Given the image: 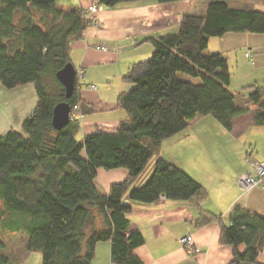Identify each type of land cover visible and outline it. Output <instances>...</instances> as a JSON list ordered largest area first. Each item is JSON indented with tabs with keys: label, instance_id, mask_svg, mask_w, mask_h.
<instances>
[{
	"label": "trees",
	"instance_id": "trees-1",
	"mask_svg": "<svg viewBox=\"0 0 264 264\" xmlns=\"http://www.w3.org/2000/svg\"><path fill=\"white\" fill-rule=\"evenodd\" d=\"M58 1L0 0V84L13 89L33 83L38 97L20 129L0 132V264L10 262L4 240L10 233L25 234L27 250L40 252L43 264H92L101 241L111 242L113 262L141 264L134 249L144 237L130 230L128 218L133 205L165 196L193 200L200 207L207 197L198 180L159 155L160 143L198 116L212 115L231 130L233 120L252 106L255 123L264 125V88L252 86L243 99L229 88L227 57L206 52L211 37L264 33V11L211 0L204 14H186L177 32L152 38L151 57L132 65L124 76L133 87L118 97V105L128 117L114 132L98 131L80 140L77 117L88 109L81 100L79 73L70 98L56 74L72 63L71 43L91 21L83 8H63ZM97 1L113 8L139 0ZM62 101L72 107L71 120L56 129L53 111ZM101 167L127 168L129 176L104 194L95 184ZM100 216L104 225L98 229ZM217 218L201 209L197 226ZM230 220L222 225L221 243L233 246L232 263H257L264 250V215L236 206ZM240 244L246 245L243 252Z\"/></svg>",
	"mask_w": 264,
	"mask_h": 264
},
{
	"label": "crops",
	"instance_id": "crops-1",
	"mask_svg": "<svg viewBox=\"0 0 264 264\" xmlns=\"http://www.w3.org/2000/svg\"><path fill=\"white\" fill-rule=\"evenodd\" d=\"M210 1L139 0L113 8L104 7L97 0L58 1L63 8L81 7L86 11L99 4L94 14L97 25H89L82 37L71 43V62L81 75L79 92L88 109L77 117L78 139L82 140L86 134L117 129L128 117L127 111L119 107L118 97L133 86L124 79L131 66L153 53L152 38L177 32L186 14H204ZM228 4L235 9L264 11V0H229ZM206 52H220L227 57L232 92L238 94L233 88L235 81L241 88L264 83V33L227 32L211 37ZM235 72L239 74L238 80ZM37 101L33 83L13 89L0 84V132L20 129ZM255 108L252 106L248 114L236 117L231 130L212 115L198 116L184 130L160 143L159 155L198 180L205 187L207 197L200 202V207L193 200L168 198L133 205L128 218L130 230H138L144 237V243L134 249L141 264H233V246L221 243L222 225L231 223L230 215L236 206L264 215V186L246 192L239 185L240 176L253 169L250 161H264V125L255 123ZM82 156L86 157L84 151ZM128 176L127 168L101 167L95 184L106 194L112 183ZM201 209L218 218L198 227ZM96 220V228H102L103 218ZM20 234L23 235L20 243L16 242L17 235L9 242L12 245L7 255L9 264H27L34 253L27 250L26 235ZM188 235L200 248L198 254H190L181 243ZM245 249V244L239 245L240 251ZM111 255V242L101 241L92 264H118L112 261ZM262 263L264 250L253 264Z\"/></svg>",
	"mask_w": 264,
	"mask_h": 264
},
{
	"label": "built area",
	"instance_id": "built-area-1",
	"mask_svg": "<svg viewBox=\"0 0 264 264\" xmlns=\"http://www.w3.org/2000/svg\"><path fill=\"white\" fill-rule=\"evenodd\" d=\"M98 8L99 5H92L87 10V16L90 19L91 24L97 25V20L94 17V14ZM79 76L81 75L79 74ZM250 162L253 166V169L246 170L239 178L240 188L246 192L254 189L257 186H264V161ZM161 198H165V196H162ZM181 243L187 247V250L190 254H198L200 252V248L195 245L192 236L188 235L182 238Z\"/></svg>",
	"mask_w": 264,
	"mask_h": 264
},
{
	"label": "water",
	"instance_id": "water-1",
	"mask_svg": "<svg viewBox=\"0 0 264 264\" xmlns=\"http://www.w3.org/2000/svg\"><path fill=\"white\" fill-rule=\"evenodd\" d=\"M77 73V69L71 63L66 65L56 74L58 80L63 84L65 88L66 98H70L73 95ZM71 110L72 107L67 101H62L56 104L53 111L52 121L53 126L56 129H62L70 122Z\"/></svg>",
	"mask_w": 264,
	"mask_h": 264
},
{
	"label": "rangeland",
	"instance_id": "rangeland-1",
	"mask_svg": "<svg viewBox=\"0 0 264 264\" xmlns=\"http://www.w3.org/2000/svg\"><path fill=\"white\" fill-rule=\"evenodd\" d=\"M60 3H61V1H60ZM39 16V15H38ZM37 16V17H38ZM212 53V52H211ZM152 55V54H151ZM151 55L148 57V58H146V59H149L150 57H151ZM235 77H236V79L235 80H238V78H239V74H238V72H235ZM180 76L182 77V78H184V79H192V81H194V82H196V83H199L200 82V80H198V79H193V78H191V77H189L188 75H186V74H184V73H180ZM236 84H238L239 86H237ZM133 87V86H132ZM235 87V89H237V90H235V91H238V93H240L241 92V95H244V98L245 97H247L248 96V94L250 93V91H251V86H247V87H244V88H241V86H240V83L239 82H237L236 83V81H235V83H234V86H233V88ZM259 87H262V88H264V83L263 84H261ZM243 98V97H242ZM152 168V167H151ZM151 168H149L150 170H148L147 172H146V174L143 176V177H145L144 178V182L148 179V177L150 176V171H151ZM13 235H11V233L10 234H5L4 235V240H5V243H6V250H5V254H7V255H9L10 254V252H11V249H12V245H11V243H9L10 241H11V237H12ZM22 234H17V240H16V242H18V243H20V241H21V239H22ZM43 262V260H42V254L40 253V252H38V251H35L34 253H32V255H31V257L29 258V260H28V262H27V264H43L42 263Z\"/></svg>",
	"mask_w": 264,
	"mask_h": 264
}]
</instances>
